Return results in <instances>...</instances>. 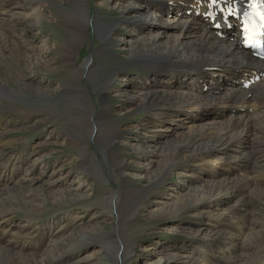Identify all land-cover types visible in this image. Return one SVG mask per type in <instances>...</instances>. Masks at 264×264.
I'll list each match as a JSON object with an SVG mask.
<instances>
[{"label": "bare ground", "instance_id": "6f19581e", "mask_svg": "<svg viewBox=\"0 0 264 264\" xmlns=\"http://www.w3.org/2000/svg\"><path fill=\"white\" fill-rule=\"evenodd\" d=\"M70 1H73L75 3V7L82 12V18L79 20L76 16H68L69 20L66 23V31L68 32L69 38L62 47L61 57L59 58L64 61L66 64L65 66H67L69 70H71L74 74L77 73L80 77L82 73L81 70L73 63V56L82 42L88 38L85 27L88 24L93 25L101 36L104 47L110 48L111 45L117 41L116 38L111 37L114 35L113 33L116 29H109L110 27L107 26L108 24H102L97 18H90L91 16L87 10L88 0ZM219 1L220 0H215V2ZM44 3V0H0V67H4L3 74L7 73L8 75L10 73V69L15 68V64H22L24 68L29 66L28 69H30L32 64L39 65L43 68L50 67L51 60L47 58V54L51 51L49 43L44 41L42 42V45L37 48L33 45V40L31 41L29 36H25L26 28L28 26L36 28L41 24L43 19L45 21H50L49 19L51 18L46 17L45 11L40 9V7H42L41 4ZM169 4H172L175 9H169ZM182 10L194 11L200 15L196 16L192 13L186 12L187 16H185ZM211 10L212 7L208 0H144L140 2L137 9H134V7L133 9L128 8L126 13H124L127 15V18H124L125 20H130L134 27L147 32L146 35L143 37L140 36V38H135L132 35L136 39L133 42L142 43L140 44L141 47H147L148 43L150 45L149 48H153V51L152 49L147 51L148 53L146 56L144 54L145 57H136L138 63L142 61L141 64L146 68V70H148L145 75L148 76V74H150L151 79L149 80V84L146 81V83L138 89L136 93L137 95L131 92L132 105L128 107L127 112L135 109L134 106L141 109L149 108V110L152 111L150 115L153 116L152 126L154 127L152 128L154 129L158 127V130L161 129V131L154 133L153 136L144 137V141H141L137 147L134 146L131 148L133 150L132 154L134 155L132 159H135V164L140 166V161L144 160L145 162H148L151 167H153L151 171H149L150 168H146L141 172L133 174L131 172L133 168L131 167L130 162L127 161V155H124V153H118L121 143L119 144L116 139L120 136L121 131H123L120 127L121 122L118 123L119 125L116 127L105 129V131H102L103 129L101 130L99 127L94 125V134L92 133V136L94 137L93 140L96 141L98 147L105 153L108 151V154L113 155V157L111 156L110 161L112 164L111 171L113 175L120 178L121 182V188L117 191L107 188V185L104 186L105 188L103 192L111 195V201H109V203L107 202L109 211L113 213L112 206L114 205L116 218H121L123 211L119 209L117 202L123 199V195H126V198L124 196L125 199H123V201H126L125 203H128V200H131V198L135 200L132 212L130 213L125 210L126 213L122 219L125 223L137 221V219L143 220L145 217L148 222L157 221L159 226L162 222L168 223L169 220L170 222H173L171 221L172 219H170V216L177 213L182 214L183 212H187L189 215L207 217L205 221H211V218H213L216 220L214 222L219 223L224 221V223H226L229 219V221H231L233 216L231 211H236V204H239L243 198L244 193L239 192V188L246 186L247 189L250 186L249 184L253 183V187L255 189V184H260L257 182V179L260 176L249 178V176H246L248 175L246 172L245 175H241L239 171H241V168L246 170L247 163H250L247 157H245L247 152L244 154L247 148L254 147L253 154L255 153L256 156L254 160H252L253 164L262 167L264 166V132L256 130L257 133H250L252 131H248L250 123L252 124V122H256L255 120H258L257 118L264 117V100L260 98L259 101L256 99V96H254L255 88H258L259 93L264 92V62L253 59L250 56V53L242 51L239 48V33L237 32L236 27H233V29L229 31H223V37L225 38L217 36L211 29L209 21L204 16L207 13H211ZM156 12L160 14V18L157 22H155V19L151 17V14ZM32 38H35V34ZM146 41L148 42L144 44ZM23 57L26 60L21 62L22 60L20 61V58ZM94 61V56H90L85 68L89 70L93 68L92 65L94 66ZM23 63H25V65ZM95 74L97 75V73ZM17 76L20 77H17L16 79H18V81L20 80V82L24 85L28 77L22 76L21 74ZM254 77H259V82L257 84L254 83L255 85H250L248 90H244L245 87L243 84ZM2 84L3 83L0 82V101H8L11 105H13L19 99L21 104L25 103L24 98L18 97V92L16 93L14 89L9 88L8 86L6 87V85ZM106 84L107 82L99 84V89L105 90L107 93ZM84 92L80 87L75 88L72 85L67 87L63 93L66 98L68 93H73L76 98V102L78 101L77 98L80 96L83 98L82 100L84 102L87 100V103H89V99L87 97L88 93L86 95ZM238 94L239 96L240 94L242 96L237 97L238 100L236 101V96ZM45 99H47V97H45ZM35 103L40 104L41 102L38 100L35 101ZM217 104L219 106H217ZM83 105L84 104H81L80 107L83 108ZM104 109L105 108H102V110ZM29 112L30 114L27 117L32 119L37 118L36 116L40 117L42 114L41 110ZM105 116L106 113L100 112L99 118L102 117L105 121ZM110 118L112 119L113 117ZM252 125L256 126L255 124ZM178 127L186 129L178 135V133H180L177 131ZM143 128L146 129V127ZM258 129H261V127ZM170 134L175 135L169 137ZM257 134H261V137L258 141H255ZM81 135L82 134H80V137H82ZM67 137L68 143H70L69 145H71L73 150L77 151L80 155H78L80 165L77 164L74 168L73 166L70 167V169L76 168L77 172L86 174L88 177H92V179L89 178L90 181L99 179L101 174L96 175L94 171V174L91 173V170L89 169L91 168L90 164L81 157L88 150V146L80 141L72 140L69 134ZM116 150L117 154H115ZM28 159L29 157L27 155L14 159L15 162H12L13 166L11 165L12 170H19L18 167L24 166ZM5 164L7 163L0 159V166L4 165V167H2L3 171L0 172V178L1 181H4V191L10 194V196H13L12 198H15L11 201L13 202V206L11 203L8 208H5L6 201L3 200L4 198L0 197V213L2 216H5V218L6 216H9V211L19 208L20 210L23 209V217L25 219L24 222H30L31 219L35 218L34 216L40 214V204H42L44 199L47 200V198L53 202L68 201L71 203V201H76L78 204H84L88 201V196L86 194L82 195L81 193H78L77 190L64 192L61 190V193H59V191H52L48 194V196L45 197L44 195L45 198L42 197L40 199L41 203L39 205L35 204V202L29 198L30 196L24 193V188H20L19 182H26L27 180H15L11 183V185H13L9 186L7 181H9V179L11 180L13 177L4 173V170L9 171V169H6L7 165ZM189 164H191L190 167L198 170L200 174H204V179H206L204 180L202 178L200 185H192L187 188L185 187L186 190L184 191V194H179L178 192L179 195H175L173 192L174 190H170L167 186L168 193L165 192L167 195L165 198L167 199V197L170 196V201L162 202L159 200L157 197L162 192V188L167 185H163V178L166 175H173L179 167ZM66 165L69 166L67 163ZM20 168L22 169V167ZM12 170H10V174H15L16 170L13 173ZM33 170V167H31L28 171L33 173ZM149 172L151 175L147 176ZM104 174L108 175L107 180H110L109 173L107 174L105 171ZM83 178L88 180L86 177ZM248 180H250V183ZM138 183H141V185H138ZM103 185L105 184L103 183ZM15 189L16 192H14ZM259 190L253 192L254 196L256 195L257 200L260 198L264 199V196L261 197V191ZM17 195L20 197H17ZM150 195L153 196L152 201L150 200ZM40 196L37 197L39 198ZM98 198L100 197L98 196ZM236 199L238 201H236ZM233 201H235V208L234 206L232 208L230 207V209L224 210L223 214L215 213L214 209L217 206L219 207L220 204L222 205L224 203V205H229V203ZM148 202L152 203L153 207H147ZM101 203L102 202H97V204ZM65 205H67V203H65ZM237 207L239 208V206ZM63 217L57 219L63 220ZM6 219H8V217ZM234 220L235 219H233V221ZM3 223L11 229L10 221L6 220L3 221ZM260 226L264 227L263 223H261ZM4 227L3 230L9 231V229ZM19 227L22 228L18 229ZM23 227H26V225L15 228L18 229V235L25 232ZM203 227L198 226L191 229L187 236L191 240H196L197 243H201L203 240L201 239L202 234L204 232L206 235V232L210 233V231L204 229ZM93 230H91L92 232L89 230H78L75 232L74 228L68 233L66 231H56L54 233L51 229L50 236L55 237V241H53L54 243L51 247L47 245L49 247L47 251H44V253L42 251V257L37 256L34 253L21 254L20 252H14L1 247L0 264H56L58 259L62 258L63 259L61 261L64 260L66 262L64 257L69 253L74 252L75 248L78 247L77 245L80 243V240H78L79 236L83 237V240H86L85 242L89 241L87 243L90 244L86 246L91 244L94 246L95 240L98 241V239L106 236L111 237L115 234L113 233L115 230H112L110 233H105L101 230V232L96 233ZM239 232L242 233L241 230ZM250 234L252 235L251 232ZM223 235L226 237L228 234L223 232ZM223 235L222 233H219L215 237L221 238ZM234 235L227 237L230 246L234 244ZM127 236L128 239L126 241H123V243L120 242L121 248L117 249L115 246L113 247L111 245L105 246L106 250H104L108 254L110 260L108 262L110 264H118L121 258L125 261L130 259L134 252L133 247L136 243L137 237L135 234L131 233H128ZM208 237L211 238L212 235L210 234ZM247 237L248 234L242 240L246 241L248 239ZM259 237L257 236L256 238ZM59 238L60 240L57 241ZM116 240L119 243L120 239L117 238ZM97 241L95 243H98ZM257 241L259 242L260 240ZM24 248V245L21 246L20 251H23ZM260 248L264 247L260 246ZM162 255H165L159 257V263L162 264H169L171 259L174 257L170 254L163 253ZM13 260H15V262H13ZM254 261L256 262V260ZM261 263L264 264V262ZM249 264L252 263L250 262Z\"/></svg>", "mask_w": 264, "mask_h": 264}, {"label": "rangeland", "instance_id": "374dc122", "mask_svg": "<svg viewBox=\"0 0 264 264\" xmlns=\"http://www.w3.org/2000/svg\"><path fill=\"white\" fill-rule=\"evenodd\" d=\"M44 1L45 3L41 4L42 7H40V9L45 11L46 17L51 18L49 19L50 21H45L43 19L41 24L36 28L28 26L26 28L25 36H29V39L31 41L33 40V45L37 48H39L44 41L49 43L51 51L47 54V58L51 60L50 67L43 68L39 65L32 64L30 69H28L29 66L24 68L22 64H15V68H11L8 75L7 73L3 74L4 67H0V82L3 83L2 85L14 89L16 93L18 92V97L25 99V103L21 104L18 99L13 105L8 101H0V127L2 128H0V159L7 163L5 164L7 165L6 169H9V171L4 170V173L13 177V180L9 179V181H7L9 186L15 180H27L26 182H19L20 188H24V193L30 196L29 198H31L35 204L39 205L41 203L40 199L42 197L45 198L52 191H59V193H61V190L62 192L77 190V192L82 195L86 194L88 196V201L84 204H78L76 201H71V203L68 201L53 202L52 200L50 201L49 198H47V200L44 199L42 204H40V214L34 216L35 218L31 219L30 222H24L23 209L20 210L18 208L20 211L18 209L9 211V216H6L8 219L0 213V248H6L14 252L17 251L21 254L34 253L37 256L42 257V251L43 253L44 251H47L54 243L53 241H55V237L50 236L51 229L54 233L56 231H66L68 233L74 228L75 232L78 230H89L92 232L91 230L94 229L93 231L96 233L101 231L110 233L112 230H115L113 232L115 233L114 236H106L98 239V241L95 240V242L97 241L99 244L94 242V246L93 244L86 246L90 244L87 243L89 241L85 242L86 240H83V237L79 236L78 240H80V243L78 245L76 244L78 247L75 248L74 252L69 253L64 257L66 262L64 260L61 261L62 258L58 259L56 264H110L108 262L110 260L105 251V246L111 245L113 247L115 246L117 249L121 248L120 242L123 243V241L128 239V233L135 234L137 237L136 243L133 247L134 252L129 260L125 261L121 258L118 264H162L159 263V257L165 256L162 255L163 253L174 256L169 264H249L250 262L252 264H262L261 262H264V248H260V246L264 247V242H261L264 241V227H261L260 225L261 223L264 225V199L260 198L257 200V197L256 195L254 196L253 192L260 189L261 197L264 196V166L262 167L253 164L252 160H254L256 156L255 153L253 154L254 147L247 148L244 152V154L246 152L248 153L245 154V157H247L250 163H247L246 170L241 168L239 173L245 175L246 172V174H248L246 176H249V178L260 176L257 179V182L260 184H255L254 189L253 183H250V180H248L250 183H248L250 185L249 188L246 189V186L239 188V192L244 194L241 202L236 204V211H231V214H233L231 221H229V219L226 223H224V221L217 223L214 222L216 220L213 218H211V221H205L207 217L189 215L187 212H183L182 214L177 213L170 216V219H172L171 221L173 222H170L169 220L168 223L162 222L159 226L157 221L148 222L145 217L143 220L137 219V221L125 223L122 220L123 216L126 211H129L130 213L132 212L135 203V200L132 198L131 200H128V203H125L126 201H123V199L126 198V195H123V199L117 202L119 209L123 211L121 218H116L114 205L112 206L113 213L109 211L107 204L111 201V195L103 192L105 188L104 186L107 185V188L117 191L121 188V182L120 178L113 175L111 171L112 164L110 161L111 156L113 157V155L108 154V151L105 153L98 147L96 141L93 140L94 137L92 136V133L94 132V125L101 130L103 129L102 131H105V129L116 127L119 125L118 123L121 122L120 127L123 131H121L120 136L116 139L119 144L121 143L118 153H124V155H127V161L130 162L131 167L133 168L131 171L133 174L141 172L146 168H150L149 171H151L153 167L144 160L140 161V166L135 164L136 161L135 159H132L134 155L132 154L133 150L131 148L134 146L137 147L141 141L143 142L144 137L153 136L157 131H161V129L158 130V127L154 129L152 128L154 127L152 126L153 116L150 115L152 111L149 110V108L141 109L134 106L135 109L127 112L128 107L132 105V93L137 95L136 93L138 89L142 87L146 81L149 84V80L151 79L150 74H148V76L145 75L148 70H146L141 64L142 61L139 63L137 62L136 57H145L148 53L147 51L151 49L153 51V48H149L150 45L147 43L148 41L144 43H147V47H141L140 44L142 43L133 42L136 40L135 38H140V36L143 37L147 32L139 30L134 27L130 20L124 19L127 18V15L124 13H126L128 8L133 9L134 7V9H137L140 2L144 0H88L87 10L91 16L90 18H97L102 24H108L107 26L110 27L109 29L115 28L114 35L111 37L116 38L117 41L111 45V48L104 47L97 29L94 28L93 25L88 24L85 27L88 38L85 39L86 41L84 40L82 42L73 56V63L81 70L82 75H80V77L77 73L74 74L69 70L67 66H65L66 64L64 61L59 57H61L62 47L69 38L68 32L66 31V23L69 20L68 16H76L81 20L82 12L78 10L75 7V3L70 0ZM168 8L175 9L172 5L168 6ZM151 17L157 22L160 18V14L156 12L151 14ZM34 34L35 38H32ZM92 55L94 56L95 61L94 66L92 65L93 68L89 70L85 67L88 58ZM24 60H26L24 57L20 58L21 62H24ZM23 64L25 65V63ZM95 73H97V75ZM19 74L28 77L24 85L20 80L18 81V79H16L17 77H20L17 76ZM104 82H107V93L105 90L99 89V84ZM72 85L75 88L80 87L83 92L85 91L84 93L86 95L88 93L87 97L89 103H87V100L84 102L82 100L83 98L79 95V98H77L78 101L76 102L73 93H68L67 98L64 96L63 92H65V89ZM244 90H248V87H245ZM254 91V96H256L257 100L260 101V98L264 100V92L259 93L258 88H255ZM241 96V94L240 96L238 94L236 96V101L238 100L237 97ZM45 97H47V99H45ZM37 99L41 102L40 104L35 103V101H38ZM81 104H84L83 108L80 107ZM217 106L219 105L217 104ZM102 108L105 109L102 110ZM36 110L42 111L40 117L36 116L37 118L33 119L27 117L30 114L29 111ZM98 111L106 113V116L104 117L105 121L102 117L99 118L100 112ZM110 117L113 118L111 119ZM257 119L258 120H255L256 122H252V124H255L256 126L250 123L248 129V131H252L250 133H257V131L264 132V117ZM143 127H146V129ZM260 127L262 130L258 129ZM185 129L186 128L183 129L178 127L177 131L180 132L178 135L184 132ZM68 134L71 136L70 138L72 140L80 141L88 146V150L81 157L90 164L91 168L89 169L91 170V173L94 174L95 172L96 175L101 174L99 179L90 181L89 178L92 179V177L77 172L76 168L70 169L72 166L74 168L77 164L80 165V160L78 158L80 155L77 151L73 150L71 145H69ZM80 134H82V137H80ZM174 135L175 134H170L169 137ZM260 137L261 134H257L255 141H258ZM115 154H117V150ZM24 155L29 157L27 163L24 166H20L23 170L20 167H18L19 170L15 169L16 171L14 170V174V171L12 170L13 163L15 162L14 159ZM66 163L69 166H67ZM190 166L191 164L179 167V169L175 171V175H166L163 178V185H167L162 188V192L157 197L159 200L162 202L170 201V196L167 197V199L165 198L167 196L166 193H168L167 186L170 190H174L173 192L175 195H179L184 194L187 187L201 184L202 178L204 179L205 175L202 173L200 174L198 170ZM2 167H4V165L0 166V172L3 171ZM31 167L34 169L33 173L28 171ZM10 170H12L13 174H10ZM105 171L107 174L109 173L110 180H107L108 175L104 174ZM149 175H151L150 172L147 176ZM83 177H86L88 180H85ZM103 183L105 185H103ZM138 185H141V183H138ZM3 187H5L4 181H1L0 178V197L4 198L3 200L6 201L5 208H8L11 203L13 206V202L11 201L15 198H12L13 196H10V194L4 191L5 188ZM14 192H16V189ZM37 196L40 197L38 198ZM98 196L100 198H98ZM150 196V200L152 201L153 196ZM17 197L20 196L17 195ZM236 201L238 200L236 199ZM97 202H102V205L97 204ZM65 203H67V205H65ZM234 203L235 201L229 203V205H224V203L222 206L220 204L219 207L217 206L214 209L215 213L223 214L224 210L230 209V207L232 208L235 205ZM147 205L149 208L153 207L150 202H148ZM237 206H239V208ZM60 217H63V220L57 219ZM2 219L3 221H10L11 229L4 224L5 222L3 223ZM233 219L235 220L233 221ZM22 225H26V227H23L25 232L18 235L17 230L22 228H18V226ZM198 226H204V229L210 231V233L206 232L207 235L205 232L202 234V236H204H201V239H203L201 243H197L196 240H191L187 236L191 229ZM3 227L9 229V231L3 230ZM240 230L242 233L239 232ZM216 232L218 234L222 233V235L223 232H225V234H228L229 236L226 235L225 237L223 235V237L217 238L215 237L218 235ZM210 234L212 235L211 238L208 237ZM247 234L248 239L243 241L242 239ZM231 235H234V246H230L227 238L231 237ZM257 236L260 237L256 238ZM117 238L120 239L119 243L116 240ZM58 240H60V238L57 239V241ZM257 240L260 241L258 242ZM23 245L25 246L23 249L24 252L20 251L21 246ZM254 260H256V262ZM13 262H15V260H13Z\"/></svg>", "mask_w": 264, "mask_h": 264}, {"label": "snow or ice", "instance_id": "6c2138e0", "mask_svg": "<svg viewBox=\"0 0 264 264\" xmlns=\"http://www.w3.org/2000/svg\"><path fill=\"white\" fill-rule=\"evenodd\" d=\"M213 2H215V0H213ZM260 24L259 25H253V29H251V31L253 32V35H260V34H264L261 33V29H264V14H261L260 16ZM246 32H249L250 29L248 27L245 28Z\"/></svg>", "mask_w": 264, "mask_h": 264}]
</instances>
